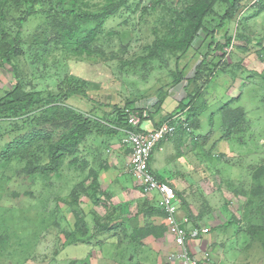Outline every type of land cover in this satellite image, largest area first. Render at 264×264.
Listing matches in <instances>:
<instances>
[{"label":"rangeland","instance_id":"obj_1","mask_svg":"<svg viewBox=\"0 0 264 264\" xmlns=\"http://www.w3.org/2000/svg\"><path fill=\"white\" fill-rule=\"evenodd\" d=\"M149 1L142 0L130 17L123 14L108 20L104 24L103 39L110 36L111 44L104 45L106 42L103 41L101 45L105 55L91 59L72 58L70 54L62 53L59 47L52 49V44L36 45L33 39L40 27L37 22H31L21 42L23 52L13 60L25 89L45 94L72 77L87 82L88 95L99 105H91L73 97L69 105L97 118L111 111L109 105L125 104L127 100L133 104L132 107L146 106L148 111L153 112L152 106L162 95L166 98L162 113L174 111L185 97L187 80L194 77L196 67L211 45V35L200 31L192 42V49L183 58L176 59L174 55L165 53L161 60L138 61L141 57H147L151 43L168 29L169 17L167 14L161 15V8L154 12L150 10L142 16L141 10ZM174 1H169L172 7L176 5ZM256 1L243 2L244 10L229 26L228 35L232 39L224 51L230 53L227 62L234 67L232 71L236 78L233 79L230 73L218 72L211 79L196 103L200 111V127L191 134L185 133L175 139L173 148L185 153L181 166H175L179 173L174 178L183 198L179 199L181 203L187 204V210L193 211L194 215L203 216L218 228L213 234L219 237L226 258H249V263L264 264V237L251 240V236L245 232L236 234L235 231L237 224L246 228L244 214L249 210L245 197L238 190L258 186L251 176L252 169L264 166V85L260 78H264V56L258 54L260 48L264 47V9L256 13L258 7H253ZM137 3L138 0L135 5ZM222 12L223 7L215 5L213 19L207 18L204 26L210 28L214 20H219ZM162 18L167 22H163ZM221 34L219 32L218 35ZM215 40L224 43L220 36ZM45 47L48 53L43 52ZM242 47L248 51L244 52ZM111 53L118 58H109ZM177 55H181V52ZM119 57L121 62L118 61ZM236 65L242 68L241 71ZM179 66H184L180 82L171 86ZM12 77L10 65L4 62L0 66V94L1 90L10 88ZM238 96L240 98L236 99ZM231 98L235 101L229 108L243 111L241 123L228 139L220 140L227 131V127L224 128V104ZM8 124H0V135L5 133ZM122 139L119 134L88 139L80 148L78 165L71 166L66 160L58 176L49 179L34 177L31 179L32 185L16 173V166L0 165V264H84L93 254L92 244L97 245L100 241L109 246V241H116L118 237L122 241L126 239L121 227H116L109 234L97 233L93 220V211L100 217L112 212L116 214L115 208L119 201L115 196L116 187L103 185L99 181L109 198L99 194L94 197L82 194L76 205H71L70 196L91 168L102 174L106 165L130 187L131 180L137 185L127 166L120 169L105 154L108 145L122 144ZM193 139H196L197 146L192 143ZM3 147L4 140L0 141V151ZM173 148L171 154L175 156L176 150ZM82 161L87 165L84 166ZM175 162L177 159L172 161ZM84 183L89 185L90 179ZM95 199H100V204L95 205ZM74 209L86 215L79 224ZM125 211L129 213L128 216L137 215L134 209L128 211L125 208ZM234 218L235 224L232 221ZM119 220L117 218L111 224H123V220ZM101 221L106 222L107 218ZM90 239L91 244L84 243Z\"/></svg>","mask_w":264,"mask_h":264},{"label":"trees","instance_id":"obj_2","mask_svg":"<svg viewBox=\"0 0 264 264\" xmlns=\"http://www.w3.org/2000/svg\"><path fill=\"white\" fill-rule=\"evenodd\" d=\"M169 1L150 0L149 4L141 10L143 16L150 10L154 12L161 8V15L167 14L169 22L166 33L156 37L151 43L147 57L145 59L141 57L138 61L149 62L156 58L161 60L165 53L174 55L176 59L183 58L187 51L192 49V42L200 31H204L206 35H211V45H209L201 63L196 67L194 77L187 80V84L184 86L185 97L176 109L165 116H160L164 99H166L165 95L160 96L157 103L152 106L153 113L160 116L161 119L151 130L157 129L164 122L171 121L172 125L177 124L175 125L176 134H191L200 127V111H198L196 103L202 96L205 86L218 72L230 73L233 79L236 78L234 71H232L234 67L230 62H227V56L230 53H226L224 49L230 45L232 39V36L228 35L230 24L244 10L242 3L249 0H176L174 1L176 5L173 7ZM135 2L136 0H0V66L7 62L13 72L10 88L1 90L0 94V124L9 123L5 128V133L0 135V141L4 140V147L0 151V165L12 164L16 166V173L22 175L25 180H29L28 183L32 185L31 179L34 177L49 179L58 176L66 160L71 166L78 165L80 148L88 139L114 137L122 130L129 128L126 123L127 114L125 111L133 112L135 107H132L133 104L129 103L128 100L125 104L109 105L111 111L106 112L102 118H97L91 113L80 111L68 103L73 97L87 101L91 105L97 104L86 91V81L69 77L57 85L54 91L45 94L38 91H27L13 60L23 52L21 42L31 22H37L38 28L40 27L39 33L33 39L34 43H37L36 45L52 44V49L59 47L62 53L70 54V57L74 56L77 59L104 56L105 51L101 43L106 42L104 45H109L111 38L107 36L106 39H103L104 24L108 20L123 14L132 16L142 0H138L136 5ZM217 4L223 7V12L219 20H212L211 27L207 28L204 26L205 20L212 18V15L215 14L214 7ZM253 7H258L256 13L262 11L264 0H258ZM162 21L167 22L164 18ZM2 24L11 27L4 28ZM219 32L222 34L218 35ZM217 36H220L224 43L216 42ZM243 49L244 52L248 51ZM43 52H49L47 47L43 49ZM178 52H181L179 55L181 57L177 55ZM258 54L264 56V47L260 48ZM109 58L116 60L118 56L111 53ZM121 60L119 57L118 61L121 62ZM182 68L184 66H179L177 76L171 82V86L180 82ZM236 68L240 71L242 69L239 65H236ZM260 78L264 85V78ZM239 98L240 96L236 99ZM185 99L189 100L183 102ZM234 101L235 99L231 98L224 104V108H226L223 113L224 128L227 127V131L220 137V140L228 139L233 131H237L241 123L243 111L241 109L232 111L229 108ZM111 113H113V118H111ZM179 113H183V120L180 117L173 120V117ZM139 118L138 130L151 131L147 130L148 125L141 127V121L152 118L151 113L148 112L146 117L140 115ZM192 143L197 146L196 139H193ZM83 163L84 166L87 165L86 162ZM252 170L251 176L258 182V186L252 185L251 188L238 190V193L246 199V208H249L244 214L246 228H242L239 224L235 227L236 234L245 232L246 235L251 236V240H254L259 236L264 237V186L262 185L264 166H258ZM99 174L95 168L88 171L82 179L83 181L72 190L71 205H76L77 199L82 194L88 196L91 194L93 197L99 194L109 198L107 191L101 188ZM87 179H90L89 185L84 183ZM158 180L166 182L159 178ZM169 185L175 190L177 197L181 198V192L172 184ZM100 202V199L94 200L95 205L100 204ZM126 207L125 204L121 203L116 206L115 215L112 212L104 217L98 216L93 211L96 232L109 234L116 227H121L122 231L125 232L126 225L124 223L112 225L111 222L117 218L125 220V216L129 214L125 211ZM120 209H122L121 212ZM139 209L137 213L164 216L158 207H153L150 203H145L144 209ZM82 213V211L77 212L74 209L77 224L82 222L86 216ZM103 218H107V221L102 222L101 219ZM232 221L235 224V218ZM165 231L166 227L146 224L136 234L134 231L130 233L129 237L131 242H138L149 235L159 237ZM92 239L82 241V243L91 244ZM101 243L99 241L98 244Z\"/></svg>","mask_w":264,"mask_h":264},{"label":"crops","instance_id":"obj_3","mask_svg":"<svg viewBox=\"0 0 264 264\" xmlns=\"http://www.w3.org/2000/svg\"><path fill=\"white\" fill-rule=\"evenodd\" d=\"M162 112L160 116L167 115ZM150 113L152 117L151 119L141 121V127L148 125L147 130L155 128L156 124H158L161 119L160 116L156 118L157 114L152 111ZM144 129L146 128L144 127ZM119 136L122 138L121 132L119 133ZM177 138H181V135L175 133L172 137L159 143L152 152L149 166L157 178L166 181L168 184H172L179 192H181L177 185V181L174 180L175 175H177L176 173H179V171L175 169V166L178 164L181 166V159L185 153L182 150L180 151L173 148L175 146V139ZM179 142L182 141L180 140ZM179 146H181V144ZM172 148L173 150H176L175 156L174 153L171 154ZM105 154L109 155V157L120 166V169L124 168V165L125 167H128L130 149L126 145L121 144V142L108 145ZM175 158L177 159V162L172 163V161L176 160ZM104 169L103 173L99 174V181L103 185L111 184L113 188L116 187L117 191H115V196L116 199L119 200L117 204H125L128 211L134 209L137 215H132L123 220V223L127 226L125 232H123V236L126 238L125 240L123 239L124 241L118 237L116 241H109V246L104 245L105 243H101L100 245L92 244V250H94L93 254H91L90 259H87L86 261L83 260L85 261L84 264H181L179 261L169 259V256L176 253L178 248L174 244V239L172 235L168 233L167 229L165 233L159 237L149 235L138 242H131V238L129 237L130 233L134 231L136 234V232L139 229H142L146 224L155 227H165L163 216L161 214L145 215L143 212L137 213L139 208V210L144 209L145 203H150L153 207H158V195L153 194L151 196H144L140 188L132 180L130 182L132 184L130 187L124 183L121 177L115 176L109 166L106 165ZM184 199L187 203V199L185 197ZM178 207V220L187 232H190L194 228H209L208 233L201 234L197 239L188 240V247L192 255L200 258L205 264L253 263V261L252 263H249V258L243 260L238 258H226L224 255L225 250L221 244H219V237L213 234L218 228L212 225V223L206 220L203 216H196L193 211L187 210V204L184 202L181 203L180 200ZM126 231L130 233L128 234ZM213 236L216 238V241ZM99 247H102V252H100ZM123 249L127 250L125 251ZM75 264H77V262H75Z\"/></svg>","mask_w":264,"mask_h":264},{"label":"built area","instance_id":"obj_4","mask_svg":"<svg viewBox=\"0 0 264 264\" xmlns=\"http://www.w3.org/2000/svg\"><path fill=\"white\" fill-rule=\"evenodd\" d=\"M125 112L129 128L123 130L122 143L130 149L128 169L144 196L156 194L159 197L158 208L164 214V225L178 248L176 253L169 256V259L179 261L181 264H205L200 258L192 255L188 247V240L197 239L201 234L208 233L209 228H194L187 232L181 226L177 217L179 199L175 190L168 183L158 180L149 166L153 150L159 143L174 134L175 126L167 121L155 130L140 131L138 130L139 116L146 117L148 108L146 106L135 107L133 112L130 110Z\"/></svg>","mask_w":264,"mask_h":264},{"label":"clouds","instance_id":"obj_5","mask_svg":"<svg viewBox=\"0 0 264 264\" xmlns=\"http://www.w3.org/2000/svg\"><path fill=\"white\" fill-rule=\"evenodd\" d=\"M248 2H250V0H249ZM257 2H258V0H257L255 3H257ZM236 98H237V97H236ZM182 115H183V113H179L177 116H174V117H173V120H177L179 117H180L181 120H183V116H182ZM170 123H171V121H170ZM175 125H177V124H174V126H175ZM175 128H176V127H175ZM121 134H122V137L124 138V132H123V130L121 131ZM174 134H175V132H174ZM174 134H173V135H174ZM173 135H172V136H173ZM172 136H170V137H172ZM168 138H169V137H168ZM122 140H123V139H122ZM165 140H166V139H165ZM122 144H123V143H122ZM123 145H124V144H123Z\"/></svg>","mask_w":264,"mask_h":264}]
</instances>
